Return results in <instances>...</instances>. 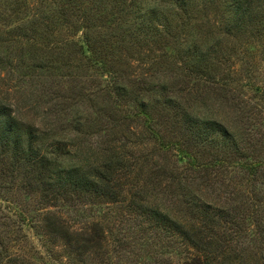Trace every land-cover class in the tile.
<instances>
[{
	"label": "trees",
	"instance_id": "obj_1",
	"mask_svg": "<svg viewBox=\"0 0 264 264\" xmlns=\"http://www.w3.org/2000/svg\"><path fill=\"white\" fill-rule=\"evenodd\" d=\"M208 6L221 13L215 27L197 22ZM105 12L108 17L104 24L97 25ZM263 12L264 0H0V37L9 35L15 27L22 39L15 45L5 46L6 66H1V71L8 68L9 73L16 74V80L0 76V202H21L32 193L40 198L25 212L22 209L9 210L11 214L0 212V236L6 232L9 238L7 243L0 239V264L40 263L38 257L39 262L32 261L34 256L26 251L29 240L25 234L22 243L19 242L24 249L10 244L14 243L12 240L16 242L12 237L15 223L21 231L34 229L51 244L61 242L77 256V264L89 263L87 258L95 251H104V236L92 233L95 229L88 226L76 229L70 216L63 212L65 207H59L57 202L73 196L79 201L102 195L110 196L115 203L127 202L131 211L141 214V225L152 229L154 237L165 235L174 243L179 240V244L195 251L178 264H264V257L253 258L264 250V226H258L264 224V216H260V213L264 215V192L256 186V176L263 169L264 160L246 154L247 148L242 145L245 143L241 137L245 133L242 124L236 128L238 131L235 127L229 129L218 120L193 114L189 106L196 101L200 88L207 87L208 92H213L230 87L233 80L227 76L219 78V72L224 71V66L231 57H236L238 50L246 54L252 47L250 43H255ZM199 13L201 15L197 16ZM77 15L84 20L83 31L77 38H59L56 42L45 36L51 35L48 29L53 25L58 28L56 33L68 29L71 18ZM242 40L245 44H241ZM156 45L173 49L169 64L177 72L174 70L172 81L155 86L135 84L133 80L125 84L117 68L120 56L128 57L132 51L139 54ZM13 50L18 59L9 62L8 55L11 56ZM240 61L243 66L234 72L235 83L246 87L257 64L247 57ZM85 68L94 69L103 77L95 82L93 91L86 92L82 85L80 73ZM48 78L51 81L44 80ZM184 78L187 79L185 86L178 87L180 79ZM99 82H103L102 87L96 86ZM187 83L189 92L186 88L184 94L193 99L184 102L181 95ZM68 84L73 90V93L67 90L69 100L77 104L73 105L72 113L65 114L69 106L61 92ZM21 90L37 98L33 102V115L31 110L17 105L15 96ZM261 94L264 97V92ZM99 101L102 104H98ZM36 110L44 115L36 116ZM176 116L179 117L176 127H182L188 136L192 132L198 145L206 143L202 155L201 147L193 156L190 150L182 148L179 139L160 133L164 122ZM62 119L70 124L71 133L79 141L91 136L94 129L106 127L109 121L121 125L139 121L146 139L155 146L151 149L153 154L161 159L169 154L183 166L175 175L167 174L163 165H158L153 172H142L148 165L146 159L141 156L134 161L128 154L127 143L119 144L110 139L105 148L93 147L98 158L86 161L84 172L80 170L84 169V164L59 167L54 163L60 145L58 136L52 127L44 132L41 129L48 125L46 121L52 126ZM100 133L107 136L109 130ZM44 140L50 144L40 146ZM143 145L141 143L140 147ZM210 152L206 160L203 154L208 157ZM127 162L131 164L126 169L137 166L145 181L131 193L130 186L122 183L123 178L117 184L111 175ZM228 172L239 178L233 177L240 183V189L235 192L237 198L231 202H220L218 198L219 202H214L215 198L203 191ZM132 174L125 173L124 179L130 180ZM193 179L200 182L195 183ZM22 195L27 197L22 199ZM147 195L168 199L175 208L164 212L161 206H148ZM244 208L249 217H255L258 233L254 231L250 236L258 234L254 241L246 234L247 230L239 226V213L245 211ZM92 227H98V223L93 222ZM167 246L159 245L156 253L164 255L167 248L171 253H178L173 252V243Z\"/></svg>",
	"mask_w": 264,
	"mask_h": 264
},
{
	"label": "rangeland",
	"instance_id": "obj_2",
	"mask_svg": "<svg viewBox=\"0 0 264 264\" xmlns=\"http://www.w3.org/2000/svg\"><path fill=\"white\" fill-rule=\"evenodd\" d=\"M260 3L262 4V2ZM209 9L210 6H208V9L205 11V15L199 16L201 15L200 13L197 15L199 16L197 22L198 24H205L208 26L213 25V27H215L221 13ZM262 14V21L258 23L259 32H257V36H255V43H250L252 47L248 49L246 54H241L238 50L237 55L239 56L236 55V57H231L224 66V71L219 72V78L227 76L233 80L229 84L230 87H228L227 90H214L213 92H208L206 90L207 87L200 88L195 95V97H197L196 101L194 100V102L192 101L189 103V106H191L190 110L193 114L206 117L210 120H218L229 129L235 127V130L238 131L236 128L242 124L243 129L245 130V133L241 136L245 142L242 145L247 148L246 154L255 155V158H258L257 160H264V97L261 94V92H264V12ZM80 16L81 15H77V18H71L70 23L67 25L68 29H63L60 31L61 33H56L58 29L57 26L53 25L49 27L48 32L51 35L45 36L48 39L56 40V42H58L59 38H66L68 40L77 38L83 31L84 26V20ZM105 17H108L107 12L100 16L101 21L99 23L97 22V25H101L106 20ZM38 21L41 22V20ZM74 32H78L76 33L77 36H71ZM213 33L216 34L217 32L213 30ZM8 34L9 35L1 34L0 37V61L2 60L3 62L0 65V76L2 77L5 75V77L14 79V82L16 80V74L9 73L10 71L8 68L1 71V66L2 68L6 66V54L4 52L5 46L8 47L9 45H15L22 39L20 31L15 30V27L12 28ZM241 44H245V42L242 40ZM150 49L151 50H145V52L142 51L139 54L132 51L131 54L128 55L129 58L127 55L120 56V59L117 62V65H119L117 68L118 71H120L119 75L125 84H128L130 83V80H133L135 84H138L139 82L140 84H152V86H155L154 84H159L160 82L167 80L169 82L170 80L172 81L174 70H176L169 64L170 58L174 56L173 49L171 47L161 49V45H156ZM8 56L9 62L18 59L16 50L11 51V56L10 54ZM243 57H247L257 64V66H254L253 68L254 70L256 69L255 73L249 78V83H246V87H241L243 83L239 86L235 83L236 76L234 72L235 70H238L237 68L243 66V61H240ZM113 65L116 66L115 64ZM4 72L7 73L4 74ZM102 78L103 77L98 74L97 71H94V69L90 70L85 68L80 73V79L83 81L82 85L86 92L95 90V82L102 80ZM44 80L51 81L49 78ZM185 82H187V79H180L177 86L182 88V86H185ZM102 85L103 82H99V85L96 86L102 87ZM177 86L175 90L178 88ZM133 87L136 88V85H133ZM189 87L190 86L187 83L183 90V94L181 95L184 102H189L190 99H193L191 98V95L188 97L184 94L186 88L189 92ZM214 87L217 88V86ZM62 90L61 95L65 97V104L69 106V109H65L64 113L70 114L75 109L73 105H76L77 103L75 100H69V92L67 90H71L72 93L73 90L70 88L69 84L68 86L65 85ZM260 96L263 98H260ZM36 99L37 98L29 95L28 92H25L24 90H21V92L15 96L17 105L31 110V115L35 113L33 102H35ZM98 104L102 103L99 101ZM235 104H238V111L236 110ZM36 112V116L44 115V112H39V110H36ZM109 116L112 119L113 115L111 112ZM178 120V116L173 119L169 118L167 121L164 120L163 128L159 129L160 133L163 136L172 135L175 139H179L182 148L190 150V153L193 156H195V151H198V147H201L199 152L202 155L203 150L207 147L206 143L198 145L197 141L194 142L192 132H190L188 136L187 132L182 127L175 126V122H178ZM50 121H52V118ZM50 121L44 122L45 125H48L41 130L44 132V129L52 127L54 128V133L58 136L57 140L60 145L58 146V154L55 157L54 163L59 167L68 168L73 165L77 167L84 164V169H80L81 172H84L87 166L85 162H91L98 158L94 154L95 150H93V147L98 146L99 148H105L107 144L106 142L110 139L117 141L119 144L127 143L128 154L132 156L134 161H137V158L141 156L146 159L148 165L147 167H144L142 172L147 171L150 173L151 171L153 172L156 170L158 165H163L167 169V174L172 172V175H175V173L180 172L181 167L183 166L181 163H178L177 161L175 162V158L171 157L169 154L164 159L156 157L153 154L152 150L155 146L152 143H149V140L146 139L147 135L144 130H142L141 122L139 123V121L132 122L131 124L126 123L125 125L109 121L106 127L94 129V133L89 137H85L82 141L75 138L70 131V124L66 123L65 120L62 119L59 123L52 126H49L51 123ZM102 130H109V134L107 136L102 135V133H100ZM116 137H118V139H116ZM102 142H104L103 145L101 144ZM141 143L145 144L143 145L144 147H140ZM48 144H50V142L44 140L39 145H44L45 147ZM211 154L212 152H210L207 157L204 153L203 156L208 160ZM130 164V162H127L123 167H118L111 173L113 178L117 180V184H120L121 181H119V179L123 178L122 183L127 184V187L130 186L128 188L129 193L133 192L136 187L143 186L145 182L140 176L137 166H134L135 168L133 169H126V166ZM128 172H133L130 180L127 178L124 179V174ZM187 175L189 176L190 174L187 173ZM233 177L236 180H239L235 174L230 172L219 176L216 183H209L211 184L210 188L203 191V193L211 198H215L214 202H219L217 201L218 198H220V202L226 200L231 202L233 199L237 198V193L235 192L240 189V183H237ZM215 179L216 178H214V180ZM256 179L258 190L264 192V167L256 176ZM193 180L195 183L200 182L199 180ZM78 189L79 188L77 187L76 190ZM25 197L27 196L22 195V199ZM39 199L40 198L37 197L36 193H32L30 197H27L21 202L16 201L11 204L0 202V210H2L0 212L11 214L12 212H8L9 210L17 209L16 211H19V209H22L23 211H26L27 208L32 209ZM57 204L59 207H65L63 212H66L65 214L70 216L69 218L76 229L88 226L91 227V229H95L92 233H102L104 236L106 243L104 251L106 253H104L103 249L95 251L87 258V262H89L87 264H178L186 259V256L195 254L194 250L179 244V240L174 243L173 240L166 238L165 235L154 237L155 235L152 232V229H147L146 226L141 225V214L131 211L127 202H113L112 198L108 195L84 199L80 198L79 201L76 200L75 196L71 197V199H68L67 197V201L66 199H60ZM146 204L151 207H154V205L156 207L161 206L164 212H171L175 208V204H171L168 199L161 198L158 195H147ZM244 209L245 211L239 213L238 222L240 228L247 230L246 234L251 238V234H253L254 231H257V224L254 221L255 217H249V212H246V208ZM260 216L264 215L260 213ZM93 222L98 223V227L93 228ZM16 226L17 223H15L13 227L15 233L12 236L15 237L16 242L12 240L14 243L11 242L10 244L13 245L14 248H19L20 246L23 247V244H20L19 242H21V238L23 234H25L29 240V243L26 246V251L31 256H34L31 257L32 261L36 263L40 261L39 264H77L75 259L77 256L71 254L70 249L63 247L61 242L54 241V243L51 244L45 240L44 237L37 235L34 229L26 228L24 231H21L20 228H17ZM258 226L263 227L264 224H259ZM12 237L10 239H13ZM255 237L258 239V234L251 238V240L254 241ZM0 239L3 243H7L9 238L6 237V232L0 236ZM172 243L175 245L172 248L173 252L177 250L178 253H171L169 248L165 250L166 253L164 255H158L156 253L159 245H163L165 248L169 247L167 245ZM29 245L33 248L29 249ZM255 251L256 249L252 250V253L254 254ZM37 257L39 258V261ZM260 257H264L263 249L253 258L257 260ZM89 259L91 260L89 261Z\"/></svg>",
	"mask_w": 264,
	"mask_h": 264
}]
</instances>
